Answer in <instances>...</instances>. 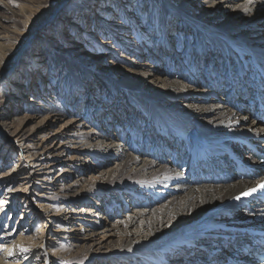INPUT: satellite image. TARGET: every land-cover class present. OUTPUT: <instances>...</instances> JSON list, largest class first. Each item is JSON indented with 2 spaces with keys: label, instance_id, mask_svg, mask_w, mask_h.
Wrapping results in <instances>:
<instances>
[{
  "label": "bare ground",
  "instance_id": "6f19581e",
  "mask_svg": "<svg viewBox=\"0 0 264 264\" xmlns=\"http://www.w3.org/2000/svg\"><path fill=\"white\" fill-rule=\"evenodd\" d=\"M115 1L120 0H69L61 18L40 34L44 18L30 21L33 15L40 18L45 11L50 12L45 18L48 21L65 1L45 9L36 5L27 15L30 24L26 31L13 28L0 35L13 39L0 42V81L7 72L4 56L15 47L28 61L27 78L33 69L38 71L44 65V54L25 51L34 43L42 44L49 69L64 74L66 79L64 93L56 91L60 83L52 73L44 80L39 72L33 87L31 81L16 83L17 90L26 89L23 106L30 110L25 121L19 122L32 123L42 117L27 134L23 125L17 132H0L8 135L19 150L25 149L26 158L20 165L26 179L40 176L43 183L38 182L36 187L46 184L52 189L55 182L74 172L89 170L93 166L89 158L96 169L85 184L82 177L81 184L69 182L66 189L50 190L52 196L40 194L49 202L60 200L62 210L70 204L78 205L69 210L68 216L62 212L64 217L60 219L73 217L77 227L59 230L52 234L54 238L45 232L39 238L23 228L29 209L18 223H2L6 208L14 212L13 198L4 194L10 192L5 189L15 177L7 180L1 175L4 179H0V188L5 187L6 192L0 200L4 202L0 207V264H58L61 257L85 264H217L228 256L258 264L251 256L240 254L246 240L227 228H264V201L242 196L264 178V171L258 180H238L227 156L236 154L247 165L264 169L257 157L243 155L238 145V137H243L264 151V125L247 107L256 92L264 94V81L259 75L260 68L264 71V0H166L171 8L167 10L161 9L157 0H135L134 4L121 0L124 5L120 6ZM140 2H151L150 26L146 28L135 15H129L130 8ZM86 13L91 14L90 19H85ZM62 22L69 24L68 33L59 31ZM77 30L81 34L70 40ZM20 36L23 42L17 44ZM64 57L79 65L76 73ZM101 62L106 64L102 68L86 67ZM97 77L106 81V87ZM51 83L56 86L54 91ZM92 85L97 88L96 94L91 93ZM39 86L43 91L37 96ZM82 88L87 93L82 96L89 97V103L101 97L96 114L67 108L69 98L78 105ZM100 90L109 95L108 99ZM101 117L104 120L100 121ZM3 120L1 124L5 125L7 119ZM56 123L59 127L53 129ZM113 127L118 133L111 137L109 129ZM37 130L44 131L41 141L53 138L52 143L34 142ZM64 153L70 154L68 167L60 168L59 174L49 180L46 176L59 165ZM108 162L115 166L104 169ZM17 168L16 164L12 170ZM200 172L211 181L201 179ZM25 195L29 202L28 193ZM93 203L97 206L94 209L85 206ZM150 203L158 205L152 207ZM122 207L126 212H121ZM97 209L101 213H95ZM115 235L117 241L112 239ZM190 240L195 247L185 245ZM64 241L70 246L69 254L51 249L52 244ZM208 253L212 254L209 260Z\"/></svg>",
  "mask_w": 264,
  "mask_h": 264
},
{
  "label": "rangeland",
  "instance_id": "374dc122",
  "mask_svg": "<svg viewBox=\"0 0 264 264\" xmlns=\"http://www.w3.org/2000/svg\"><path fill=\"white\" fill-rule=\"evenodd\" d=\"M58 1L59 0H0V35L5 36L6 35L5 32H7L9 29H13V28H16V29L21 30V31L25 29V31H26L27 27L30 24L29 21H28L29 18L27 17V15L30 16L33 13L32 10H31L33 8V6L35 7L37 5L38 7L45 9L46 7H50V6L53 5V3L58 2ZM64 1L65 2L63 4V6H61V10L57 14L53 15L48 21H45V18H46V15L49 14L50 12L45 14V12H46L45 11L41 16H39L40 18H38V16H36V15H33V17L31 18L30 21L34 20L35 22H38V21H40L41 19L44 18L42 20L44 23L41 26V28L39 29V34H40L41 31L46 30L50 26H53V23L58 21L57 19L61 18L59 15L61 14V12L63 10H65V8H67L69 6V0H64ZM120 1H115V5L116 4L118 6L124 5L123 4L124 1H121V2ZM131 1H132L133 4L136 2L135 0H131ZM157 2L160 4V8L161 9H163V10L171 9L168 6V3L166 2V0H157ZM150 3L148 4L147 2H143V3L139 4V5H137L138 8L135 6V7L130 8V10H129V13H130L129 15H135V17L138 18L140 23L142 25L144 24L142 26V27L145 26L144 28L150 26L149 19H148L149 18V14H150V7H151ZM97 5H99V4L97 3ZM70 10H68L69 15L71 14V16L74 17L75 14L73 12H71ZM139 11H141L140 14H139ZM86 17H87V19H90L91 18V14L90 13H86L85 19H86ZM74 22H76V21L74 20ZM68 28H69V24L68 25H64L63 22L61 24H59V26H58L59 31L63 30L65 33H68L70 31ZM88 30H90V29H88ZM169 30H171V29L169 28ZM76 33L78 35L81 34V32H79L77 30L75 32V34H74V37H72V39H70V40H73V38L76 37ZM53 35H55V34H53ZM22 37L23 36H20L17 40H15V42L17 44H19L20 40L22 39ZM26 37H24L23 39H25ZM56 38H57V41L60 42L59 41L60 37L59 38L56 37ZM6 39H11V38L0 37V42H5ZM11 40H13V39H11ZM74 40L78 41V42H81L80 39H74ZM17 44H16V46H17ZM71 47H74V46H71ZM25 51H28L27 53H31L32 51H37L36 52L37 54L38 53L39 54H44V56H42V60L43 61L45 60V63H44V65L41 68H39L40 71L39 70L37 71V69H33L32 73H30L29 77L27 78L26 77V73L28 74L29 68H27L26 64L28 63V61L24 60L23 54H20V53L16 52V47L14 49H11L8 52V54H6L7 57L4 56V58H5L4 60L5 61L2 59L5 62L3 64H5L7 72L4 75V77H5L4 80L0 81V132H2L3 130H5L7 132H13V131L17 132L19 127H21V125H23V127H22V128H24L23 132L25 134H27L35 126V124H37L36 122L42 118V117L36 118V122H32L31 123L29 121H26L25 123L21 124V122L25 121L24 116H26L30 110L29 109L25 110L24 106H23V103L26 100L24 98H22V95L25 94L24 92L26 91V89H22V90L20 89V91L17 90L16 89L17 84H19V85L20 84H26V83H29L31 81V85L33 87L34 83L38 82V77H39L40 73L42 74V78L41 79L44 78V80H46L48 78V75L50 73H52L53 77H55V78H57V80H59L60 86H58L56 88L55 84L51 83V87L50 88H52L53 91L56 88V91H60L61 93L64 90L62 88V84L64 82L65 75L62 74V73L60 75L59 73H56L55 70H54V73H53L52 70L49 69V67H50L49 66V62H48V60H46L47 55L45 54V52L43 50L42 44H37V45L35 43L31 44L29 46V48H27ZM81 51H85V50L83 48H81ZM1 55H3V54H1ZM59 56L62 57V55H59ZM63 60H64L65 63H67L70 66V68L73 69L74 72L79 69V65L77 66L76 62L74 60H71L69 57H64ZM105 65L106 64L101 62V63L95 65L94 67L90 66V65H87L86 67H88V68L93 70V69H99L100 67L102 68V66H105ZM82 69H84V68H82ZM175 74H178V73H175ZM175 74H173L172 77L176 78ZM97 78H99V77H97ZM98 80H101V81H99V82H102L101 85H104V87H106L107 83H106V81L104 79H100L99 78ZM186 83L191 84V82H189V81H186ZM26 88H27V86H26ZM82 89L83 90H81V91H83V92L82 93L78 92V95H77L81 99V100L78 101V103H77L78 105L73 103L71 101L72 99L69 98V100L68 99L66 100L67 105H68V106L66 105L67 108L70 111L71 110L79 111V112H82V113L84 112L85 114L89 113L91 115L96 114L95 113L96 112V110H95L96 107L95 106H98V103L100 101V100L98 101V99H101V97L99 96L100 94L97 92L99 98L97 100L92 99V100H90L91 102L89 103V97H86V96L83 97L82 96V95H87V93H84L86 91L85 88H82ZM91 89H93V91H91V93H95L96 94V90H97L96 86L92 85ZM101 90H102V88H101ZM36 91L37 90H35V93H36ZM42 91L43 90L39 86V93L38 92L36 93L37 96H39V94L42 93ZM51 94H52V92H51ZM65 94L68 95V88L65 89ZM124 94L125 93H121V92L119 93L120 96H124ZM48 95H50V94H48ZM102 95L106 99H108V97H109L108 94H104L101 91V96ZM67 97H69V96H67ZM104 97H102V98L104 99ZM65 98L66 97H64V99ZM82 98H84L83 100L86 101V102H84L82 100ZM104 102L110 103L109 100H104ZM208 102L209 101H206L205 103H208ZM202 103H204V102H202ZM70 104H72V106H69ZM113 107H114V105L111 106V109H114ZM6 108H7V110H6ZM12 108L14 110H11ZM10 110H11V112H10ZM3 113H4V116H1V114H3ZM126 114H128V113H126ZM105 116H106V114H105ZM3 117L7 119L6 120L7 122H6L5 125L1 124V121H4ZM83 119L86 120V117L82 118V120ZM249 119H251V118H249ZM102 120H104L103 117H101L100 121H102ZM19 121H21V122H19ZM104 122H106V121H104ZM87 123H88V125H90L91 122L87 120ZM91 126H94V125L92 124ZM105 126L107 128L106 124H105ZM58 127H59V124L56 123L53 126V129H56ZM114 129L116 130V127L111 128V130L109 129V134H110L109 136L112 137V133H118L117 130L114 132ZM43 133H44V131L37 130L36 133H35L36 137L34 138V140H35L34 142H36V143H40L41 142V143H43V145L44 144L45 145H50L54 139L52 138V139L41 141V139H42L41 137L43 136ZM15 137H17V136H15ZM15 137H13V138H15ZM9 140L10 139L8 138V135L7 136L5 135V137H4L2 135V133H0V148L3 149L0 152V179L3 180L4 178L5 179L7 178V180H9V179L15 177V179L11 180L10 181L11 183L9 185H7L8 188L5 189V190L10 191L9 193H5L6 192L4 190L5 187H1L0 188V200H1V197L3 196V194L5 193L4 195L11 196L13 198L14 202H15V203H13V205H14L13 206L14 207L13 208V211H14L13 213L10 210H8L7 208L5 209L2 223L4 225H7L8 223L10 225L12 223L13 224L14 223L15 224L18 223V219L23 215V212L25 210L29 209V212L25 215V217L27 218V221H26V224H25V226L23 228L27 229L30 233H32V231H34L35 234H37L36 236L39 237V238L42 237V235H44V232H45V234L47 233L48 236H50V235L52 236V234L55 233V232L56 233H60V231H63V230L66 231V230L70 229L72 227V225H73V222L75 221L73 219V217H71L72 219L70 218L69 220H61L60 221V219L63 218L64 215H66V216L70 215L69 214V210L71 208L75 209V207L76 206L78 207V205H71L70 204L69 206L67 205L66 207H64V209L62 210V207H61L62 203L60 202V200H57V202H55V203L49 202L46 198L42 197L41 195L52 196L51 195L52 193H51L50 190L53 189V191H59L61 189H66V187L68 186L69 182H71V183L72 182H77V183L81 184L80 181H81L82 177L84 178L83 184H85L86 181L90 179V176L92 177V175H94L96 173L95 172L96 169L94 167L95 163H94L93 159H90L89 157H87V158H89V162L88 163L93 165L89 170H86L85 172H82V173L74 172L70 176L65 177L62 181H58V183L55 182L52 185V187H51L52 189H47L46 188L47 187L46 184H42V186L36 187V184L38 182L39 183H43V181L40 180L41 177L40 176H36L35 178H32V179H26V173H24V171H23V166L20 165V162H22V160H24L26 158V157H24L25 149L19 150L18 146H15ZM9 143H11V144L9 145ZM31 143H33V142L31 141ZM1 144H2V146H1ZM69 155H70L69 153H64L63 159H61V161L59 162V165H57L55 167V169L51 173H49L48 176H46V178H48L49 180H52L55 176H57V174H59V171L61 170L60 168H62V169H64L65 167L67 168L68 164L70 163V161H68ZM19 158H20V160H19ZM62 161H63V163H62ZM115 162H117V161H115ZM16 164L18 165V168L15 169V170H12L14 168V165H16ZM75 164H77V163L75 162ZM113 166H115L114 163L108 162L106 164V166H104V169L105 168L109 169V168H112ZM1 175L4 178H1ZM41 187H44V188H41ZM13 192H15L16 194L13 193ZM125 192H128V191H125ZM25 193H28L29 202H28V200H26ZM5 198H6V196H5ZM124 200L122 199V202ZM4 201L6 202L7 200L4 199ZM97 201L98 200H96V202ZM1 203H4V202H0V207H2ZM94 203L93 204H87L85 206L89 207L91 205L93 207V209H94V207H97ZM151 203H150V205H152V207H155L156 205H158L157 203L156 204H151ZM39 204L40 205L42 204V205L39 206ZM54 207H55V209H54ZM38 208H40V209H38ZM139 209H141V208H133L132 207V210H139ZM38 210H41L42 214H40V212H38ZM120 210H121L122 213L126 212V210H124L123 207ZM62 212H64V215H62ZM97 212H100L99 209H97L95 211V213H97ZM115 216H117V218L120 217L118 215V213ZM113 219H115V218H113ZM77 222L78 221H76V223L73 225L74 227H77ZM44 224H46V226H44ZM80 227H81V225H80ZM135 229L137 230V228H133V230H135ZM116 235L112 237L113 241H117L118 240L117 239L118 236L116 237ZM52 237L54 238V235ZM100 237H101V234H99L97 236L98 239ZM26 239L29 240L28 242H31V238H27L26 237ZM52 245H54V247H51V249H54V251H56L57 253H58V251L61 252V253H64V254H69V252H70V246L65 241L61 242L60 244H57V245H55V244H52ZM59 259L60 260L57 261L58 264H85V263H80V262L72 263L67 258H62V257L59 258ZM94 263H95V261L93 263H89V264H94Z\"/></svg>",
  "mask_w": 264,
  "mask_h": 264
},
{
  "label": "snow or ice",
  "instance_id": "6c2138e0",
  "mask_svg": "<svg viewBox=\"0 0 264 264\" xmlns=\"http://www.w3.org/2000/svg\"><path fill=\"white\" fill-rule=\"evenodd\" d=\"M249 2H251V0H249ZM259 188H264V182H261L259 185H258ZM257 191V188H252V189H249L247 192L243 193V195H251L253 192ZM237 199H239V197H237Z\"/></svg>",
  "mask_w": 264,
  "mask_h": 264
}]
</instances>
